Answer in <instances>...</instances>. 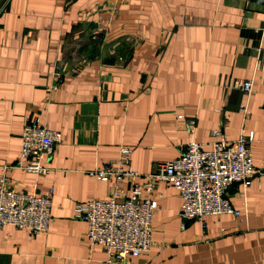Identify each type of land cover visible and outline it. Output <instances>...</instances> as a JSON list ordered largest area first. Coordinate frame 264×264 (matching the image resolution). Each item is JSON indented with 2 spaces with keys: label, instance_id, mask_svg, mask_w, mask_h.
Wrapping results in <instances>:
<instances>
[{
  "label": "crops",
  "instance_id": "crops-1",
  "mask_svg": "<svg viewBox=\"0 0 264 264\" xmlns=\"http://www.w3.org/2000/svg\"><path fill=\"white\" fill-rule=\"evenodd\" d=\"M263 102L261 0H0V167L15 163L24 125L58 134L45 174L5 173L13 190L51 198L46 232L0 230V264H107L74 209L106 198L111 181L88 171L121 146L147 173L190 142L208 149L222 128L226 142L251 134V163L264 169ZM155 189L150 250L125 264H264V172L225 191L236 220L182 222L178 192Z\"/></svg>",
  "mask_w": 264,
  "mask_h": 264
},
{
  "label": "built area",
  "instance_id": "built-area-1",
  "mask_svg": "<svg viewBox=\"0 0 264 264\" xmlns=\"http://www.w3.org/2000/svg\"><path fill=\"white\" fill-rule=\"evenodd\" d=\"M261 3L264 4V0ZM240 90L245 102L239 110L245 119L252 82H242ZM193 124V121L187 122L190 132ZM221 130L210 133L212 141L208 149L190 142L177 157L153 163L147 173L130 168L131 151L123 146L119 147L115 159L89 170L88 175L98 181L110 180L111 187L106 198L75 206V216L85 224L88 246L100 247L107 264H125L130 258L146 256L151 246V218L158 210L160 198L155 189L158 183L178 192L181 200L178 218L182 222H201L208 216L238 219L241 212L230 206L225 191L233 184L240 185L244 191L253 175L264 169L255 168L251 163L248 147L252 142L251 134L226 142ZM57 143L58 134L38 124L36 119L22 127L15 163L0 167V230L11 226L28 234L47 231L51 189L43 194L15 191L5 173L14 167L35 176L45 174L48 170L45 161L51 157Z\"/></svg>",
  "mask_w": 264,
  "mask_h": 264
}]
</instances>
